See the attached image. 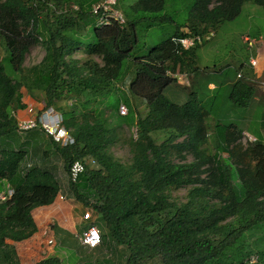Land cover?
<instances>
[{
  "label": "trees",
  "instance_id": "1",
  "mask_svg": "<svg viewBox=\"0 0 264 264\" xmlns=\"http://www.w3.org/2000/svg\"><path fill=\"white\" fill-rule=\"evenodd\" d=\"M98 2L0 0V40L7 53L0 56V193L6 185L13 190L0 200V264H20L7 240L32 238L38 232L33 211L52 205L62 191L51 153L67 172L75 161L95 160L70 183L72 195L98 215L100 248H124L126 264H247L253 254L259 256L256 264H264L263 135L244 148V129L222 123L217 101L193 96L175 104L164 95L178 74L199 71L197 52L207 37L236 19L245 3L264 8V0H138L127 8L118 0L114 8L122 11L124 23L103 28L93 13ZM178 3L190 4L182 22L176 20ZM153 26L168 37L147 49L142 32ZM188 34L200 35L202 43L185 50L174 41ZM38 43L45 55L26 68L25 57ZM81 51L84 57H77ZM249 79L242 75L231 85L228 101L234 109L253 102L258 84ZM120 84L127 85L126 92L119 91ZM23 90L42 102L43 110L61 114L74 144L61 146L49 137L42 149L34 139L43 134L38 131L29 132L31 141L23 140L15 117L17 108H26ZM121 104L128 108L126 116L119 113ZM123 125L137 128L128 164L112 153ZM157 134L165 138L160 143ZM32 155L41 156L42 164L24 173ZM185 188L186 201H175L172 193ZM37 264L62 261L52 256Z\"/></svg>",
  "mask_w": 264,
  "mask_h": 264
},
{
  "label": "rangeland",
  "instance_id": "2",
  "mask_svg": "<svg viewBox=\"0 0 264 264\" xmlns=\"http://www.w3.org/2000/svg\"><path fill=\"white\" fill-rule=\"evenodd\" d=\"M78 1L80 0H68L70 3H78ZM119 1L120 3H118V6L127 8V6L136 3L138 0ZM103 2L104 0H99V2L95 5ZM73 5L77 6L75 4ZM189 5V3L177 4V21H183L187 14V10L190 8ZM121 14H123L122 11ZM165 24L166 23H164V25ZM166 26L168 25L166 24ZM184 30L187 31V29ZM165 32L160 26H153L147 32L144 30L142 32V39L144 40L147 49L158 45L161 41L166 39L168 37V33ZM246 35H249L252 38L257 37L258 35L264 37V8L257 6L252 2L245 3L241 14L236 19L225 22L221 25L218 30L212 36L208 37L205 43L198 49L197 66L199 71L191 78L185 76L183 78L178 77L176 83L169 85L165 89L164 95L167 99H169V101L175 104L186 103L193 96H197L204 103L210 102L211 100L213 102L215 100L218 103L217 110L219 111V119L223 124L232 122L238 128L247 130L250 135L260 136V134H264V129H262L261 124L264 121V106L251 103L248 108L234 109L228 101V93L231 89V85L229 84L236 79V72L243 66L242 64L251 52L246 42H244V36ZM87 41L90 44L94 43L95 35H89ZM6 54V49L0 40V56L4 57ZM44 55L45 51L41 43L33 44L25 57L24 66L26 68H30L31 66L39 63ZM9 56L10 54H8V57ZM76 56L84 57L82 51L76 52ZM5 67L6 73L11 75V65L6 62ZM209 82H214L216 85L215 88L212 89L208 87ZM118 89L119 91L121 90L126 92L127 85L120 84ZM71 103L72 102L69 104ZM139 104L138 112L140 114L145 113V104L142 101L139 102ZM109 113L112 114L113 112L109 110L108 114ZM112 117L114 118V116ZM133 128L134 126L130 127L123 125L119 131L120 136L118 141L112 147V153L114 156L124 164H128L131 161L132 155L129 142L134 135ZM36 131L37 130H33L31 132ZM27 135L28 134H25V140L29 139L31 141L32 137L30 136H33V133H29V136ZM155 137H157L159 143L165 139L163 138V134H157ZM34 139H37V137ZM43 141L45 140L41 138L38 142L42 149H46V145ZM250 143H253V141L247 137V134H244L241 140L242 146L246 148ZM221 155L224 158L228 157L226 152L221 153ZM183 156L186 155L184 154ZM173 158L176 162L180 161V158L176 153ZM41 159V156L38 157L34 155H32L31 158L33 164H42ZM48 159L49 163L55 167L54 172L61 184V194L64 197L61 199L62 206L67 204L80 206L82 208L80 214L83 216L87 210L90 209V207H85L84 204L76 201L73 197L68 180V172L64 167L62 159L58 155H54L52 153L49 154ZM192 160V156H186V161L191 162ZM187 193L188 189L185 188L173 192L172 196L175 201L185 202L187 199ZM94 216L98 217L96 213ZM63 219L67 221L66 218ZM56 220V217L49 219L48 225L44 230L45 233L43 234L42 232L39 237H35L36 240H34L35 242H33L32 245L29 244L28 246L27 244L26 246H23L22 243L15 244V249L17 247L21 250L22 259H20L22 264H37L39 261L51 256L59 258L62 261V264H99L98 262L103 259L110 260L111 264H126L128 251L124 248L116 247L111 250L99 247L90 251L84 246H81L78 241V235L81 234L82 229L86 226L85 224H81V222H79L78 224H81V227L77 229L76 235H71L67 231L60 229L58 227L61 226L60 221ZM53 230L57 233L55 238L52 237ZM49 240H52L53 244H49ZM40 246V251H38V249L37 251L34 250ZM31 247L33 249L32 252L30 251ZM28 252H30V260L25 262L24 259L27 258ZM144 264L159 263L147 262Z\"/></svg>",
  "mask_w": 264,
  "mask_h": 264
},
{
  "label": "built area",
  "instance_id": "3",
  "mask_svg": "<svg viewBox=\"0 0 264 264\" xmlns=\"http://www.w3.org/2000/svg\"><path fill=\"white\" fill-rule=\"evenodd\" d=\"M117 1L118 0H104L103 3L93 6V13L97 16V25L99 28L110 25L112 21L120 24L124 23L123 15L114 8V6H116L117 4ZM174 41L183 49L188 50L196 44L202 43L203 38L200 35L188 34L185 37L175 38ZM245 42L250 50L259 47L263 43L261 39H254L250 37H246ZM249 63L252 67L257 68V57H251ZM178 75L177 78L180 77ZM241 77L242 75L238 74V78ZM260 88L264 93V82L261 83ZM29 112L33 113V109H29ZM119 113L121 116H126L128 114V108L126 107V105H120ZM17 129L20 134H27L33 130L43 132L48 137L52 138L54 142L60 144L61 146L72 145L75 142V139L70 131L63 126V118L61 114L57 113L52 108L43 110L42 112L35 115L33 114L28 119L18 120ZM133 130L134 136L137 137V128H134ZM247 137L253 142L256 141V138L254 136L247 134ZM89 163L92 165H96V162L93 159L86 162L75 161L70 166L68 171L69 183H77L80 176L85 172L86 166ZM32 166L33 163L31 157L27 156L23 166L24 173L28 171ZM12 194L13 190H11V188L8 186L6 192H3L0 195V200H6L8 197L12 196ZM60 198L63 199L64 197L60 196ZM94 215L95 211L93 210V208L87 210V212L83 216V220L88 223V226L81 232L80 235H78L80 244L89 250L97 249L102 245V234L96 224L97 217H95ZM49 244H53V241L50 240ZM245 262L247 264H256L259 262V256L253 254L247 257Z\"/></svg>",
  "mask_w": 264,
  "mask_h": 264
},
{
  "label": "crops",
  "instance_id": "4",
  "mask_svg": "<svg viewBox=\"0 0 264 264\" xmlns=\"http://www.w3.org/2000/svg\"><path fill=\"white\" fill-rule=\"evenodd\" d=\"M184 29H186V28H184ZM184 29H182V30L185 31ZM246 37H250V36L249 35L244 36V42H245V38ZM250 38H252V37H250ZM263 38L264 37H262L261 35H258L257 37L254 38V39H261L263 43L259 47L250 50L251 51L250 54L248 55V57L245 60V62L242 64L243 66L240 68L239 73H237V75H236V78H238V74L246 76L247 79L251 78L249 80H252L253 82H256L258 84V89H257V92H256V96L254 97L252 103H255L257 105H262V106H264V93L262 92V90L260 88V85H261L262 82H264V50H263L264 40H263ZM251 57H257V59H258L257 68H254V67H252L250 65L249 60H250ZM178 76H180V77L182 76V78L184 76L191 78L193 75L189 76L187 73H181ZM235 81H236V79L233 80L229 85H232ZM215 86L216 85H215L214 82H209L208 83V87H210L212 89L215 88ZM22 92H23L22 103L26 105V108L25 109H19V108L16 109L15 117H16L17 121L18 120H23V119H28L33 114H37L40 111H43V107H44V104L42 102L35 101L28 94V92H25V90H23ZM31 108H33V113L29 112V109H31ZM27 134H28L27 136H29V133H27ZM244 134H249V132L244 129ZM262 135L264 137V134H262ZM21 136L23 137V140L25 141V134H21ZM41 138L43 140H45V141L49 140V137L46 134H44V133L40 134L39 138H37L38 141ZM45 141H43V142H45ZM2 184L3 183H1V185ZM7 188H8V185L4 186L3 190H7ZM1 194H2V192L0 193V195ZM60 196H63V195L60 193L58 195L56 201L52 205L45 206V207H40V208H37V209H35L33 211V217H34L35 222H36V224L38 226V232L32 238H30L28 240H25V241H22V242H14V241H11V240H7V243L10 244V245H13L14 247H15V244H20V243H22L23 246H26L27 244H28V246H29V244L32 245V243L35 242L34 240H36L35 237H39L42 232H43V234L45 233V231H44L45 227L48 225L49 219H51L53 217H56L57 220L60 221L61 226H58V227L60 229H63L65 231H67L71 235H76L77 229L79 227H81L80 225L82 223L86 225L84 227V229H86L87 226H88V223L85 220H83V216L84 215L82 216L80 214L82 208L80 206H74L73 204H67V205L62 206ZM44 215H45V217H44ZM63 218H66L67 221H65V219H63ZM79 222H81L80 225L78 224ZM55 228H56V225H55ZM84 229H82V231ZM56 236H57V233L55 232V230H53L52 231V237L55 238ZM40 248H41V246L38 247V248H35L34 250L37 251V249H38V251H40ZM32 250L33 249L31 247L30 251L32 252ZM16 251H17L18 258H19V262H20V264H22V261H21V259H22L21 258L22 257L21 250H19L16 247ZM90 251H92V250H90ZM29 257H30V252L27 253V258H25V259L23 258L25 260V262L30 260Z\"/></svg>",
  "mask_w": 264,
  "mask_h": 264
},
{
  "label": "clouds",
  "instance_id": "5",
  "mask_svg": "<svg viewBox=\"0 0 264 264\" xmlns=\"http://www.w3.org/2000/svg\"><path fill=\"white\" fill-rule=\"evenodd\" d=\"M134 128H136V127H134ZM134 128H133V129H134ZM39 132H40V131H39ZM42 133H43V132H42ZM44 134H45V133H44Z\"/></svg>",
  "mask_w": 264,
  "mask_h": 264
}]
</instances>
